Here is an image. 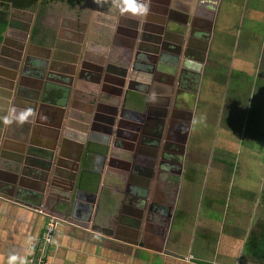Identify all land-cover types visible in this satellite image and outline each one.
I'll list each match as a JSON object with an SVG mask.
<instances>
[{"label": "crops", "instance_id": "1", "mask_svg": "<svg viewBox=\"0 0 264 264\" xmlns=\"http://www.w3.org/2000/svg\"><path fill=\"white\" fill-rule=\"evenodd\" d=\"M251 2L256 3L250 8L247 18L264 19V0L248 3L240 0L239 3L245 8ZM220 4L226 6L222 2ZM229 7L226 15L216 21L208 33L201 29L200 21L194 19L193 25L188 23L181 60L173 68L174 72L168 69L172 67L165 62L167 50H158L156 55L147 50H136V45L146 42L139 36L134 39L131 35L128 22L134 18L127 15L115 18L114 25L109 26L111 39L103 34L93 40L79 42L83 50H77V73H86L87 80L85 77L78 80L79 84L74 86L64 106L62 103L65 100L56 97H52L49 103L31 99L33 114L25 123H0V264H7V256L11 252L25 257L27 264L40 246L46 224L51 219L55 223L48 247V264H261L256 256L264 252L259 251L264 248V117L260 114L255 120V127H249L246 110L251 105L256 110L264 108V50L262 45L259 47V42L247 38L245 45L250 43L253 46L244 47L239 53L228 52L229 48L234 45L237 48L239 44L233 40L236 34L229 25ZM176 11L186 14L185 10ZM166 15L161 17L163 22ZM189 15L193 18L197 15L194 5L187 11L188 18ZM223 19L226 26L220 29ZM140 21L143 22L144 18ZM184 21L188 22V19ZM238 28L240 32L242 26ZM249 32L252 33L250 29ZM231 34H234L233 37ZM206 36L207 39H204ZM59 40L66 41L62 32ZM244 41H241L243 45ZM146 45L154 48L155 44ZM52 51L54 58L67 54L66 50ZM48 52L36 50L31 55L44 62L54 61L48 57ZM142 53L157 56L155 73L162 81L153 84L163 89L172 83L171 93L169 90H156V86L150 84L149 75L152 72H142L147 68L141 67L143 70L139 75L130 72L136 57ZM200 53L204 55L201 64L195 58L187 61L185 56ZM220 54L227 60L225 65L229 63V68L236 70L234 76L231 74L233 70H229L227 80L239 81L236 86L241 89H234L233 94L242 97L227 101L226 80L224 88H219L223 89L221 100L217 101L219 111L208 108L201 112L205 120L210 113L224 115L221 119L224 118L222 120L226 124L222 127L225 132L220 136L222 140L218 146H223L224 153H229L232 148L236 150L231 159L219 158L214 162L212 154L210 157L207 153L206 157H199V152L194 154L189 140L199 141L198 129L203 130L195 123L200 113V88L208 63H213ZM237 54L238 57H235ZM6 57L0 52V114L13 107L6 98L7 92L14 95L18 87L30 85L33 86L28 87L30 90L39 92L41 89L37 88V83L41 86L47 82L45 74H51L48 63L44 65L47 69L23 62L14 69L13 64L2 62L10 59ZM82 63L89 68H82ZM24 65L30 76L21 74ZM125 70L126 77L123 76ZM184 70H189L187 82L192 81L191 71L200 72L197 91L191 93L187 85H179L180 74L183 75ZM218 86L220 84H216L215 80L208 82V101L212 98L215 103L214 98L218 94L215 87ZM85 91L95 94L99 101L94 96L86 100L84 95L88 93H83ZM177 91L180 97H187L183 99L186 103L190 101V95H195L191 111L180 101L177 108L174 107ZM167 96L171 99L169 107L163 102H156L157 98L163 100ZM236 100L240 103L230 108ZM106 107H111V110L114 107L110 116L112 125L104 124L109 128L105 133L103 129L89 131V125L83 122L85 118L107 115ZM152 109L165 111L161 117L165 118L162 138L155 137L159 140L158 145L149 142L155 132L151 128L160 119L159 114L155 112L156 116L151 112ZM189 112L190 129L184 149L185 152L190 151L191 156L174 173L178 164L175 165L174 160L162 159L168 152L163 147L165 135L168 125L172 126L171 121L175 123L180 114ZM247 142L250 151L244 152L242 160H238L242 145L246 146ZM107 150L108 154L103 156L102 153ZM152 151L156 152L157 175L149 178L144 170L148 167L147 160ZM3 155L7 158H1ZM8 158L10 161H7ZM46 168L49 172H45ZM36 174L42 177L47 174L48 177L43 182ZM170 177L179 180L175 195L176 210L166 236L161 238L154 231L150 217H147V207L142 205L144 200L148 204L162 202L160 194L165 195L166 192L161 189ZM210 178L213 184L209 187ZM51 180L56 182L57 187L53 188L58 193L48 197L51 189L48 182ZM147 182L150 187L142 198L140 192L146 189L144 184ZM43 185H46L45 192L39 191ZM205 189L209 191L206 199ZM215 201L219 203L218 208ZM246 249L256 255H249Z\"/></svg>", "mask_w": 264, "mask_h": 264}, {"label": "flooded vegetation", "instance_id": "2", "mask_svg": "<svg viewBox=\"0 0 264 264\" xmlns=\"http://www.w3.org/2000/svg\"><path fill=\"white\" fill-rule=\"evenodd\" d=\"M93 5H95L97 0H92ZM100 1L99 6H105L109 8L113 14L109 13L107 11V14H101L94 11H88V14L85 15L86 10H83L80 12V15L76 17V21L72 23L67 17H61L60 20L57 22L56 15L49 13L50 17H54L53 22L49 21V16L44 17L43 14H40V2L37 3V6L32 10H14L10 9V21L14 22L16 26H8L3 34L2 41L0 43V52H2L3 55L7 56L10 59L2 60V62L5 63H11L13 64V68L19 67V63L28 65L33 64L35 66L38 63L37 57H33L31 53H34L36 50H48V57L51 58L54 54L52 50H83L79 42L82 41H88L93 40L97 35H103L105 34L110 35L109 32H111V27L114 25V19L117 17L121 18L124 15H120L112 6V0H109L111 3L106 2L107 0H98ZM228 3H226V6L233 4V1L235 3L240 2V0H226ZM82 0H80V3H78L75 6H71L68 4L65 0H57V1H51L47 3L46 9L49 10L51 8H60L61 4H65L68 9L76 8L79 12L78 8L82 5ZM106 2V3H105ZM221 0H150V11L146 18H144V21L141 22V18H135L129 20V27L132 29V32L134 33V36L137 38L141 35L144 36L146 44L153 43L155 44L153 47L154 50H149L148 46L144 43H140L143 45H136V50H143L148 51L149 53H153L154 55L157 54L158 50H167V58L165 59V62L169 63L170 67L168 68L171 72H174L173 68H176L179 61L181 60V47L183 45V42L180 41V36L182 32V28L188 29L187 25L188 23L190 25L194 24L195 21H200L201 29L204 31L210 32L212 28L215 26V22L219 19H222L224 15H226L227 10H225V7H223L221 4ZM58 4V5H57ZM196 7V16L194 18L190 16L187 17V11L190 10L191 6ZM98 7V5H96ZM162 6H165L166 8H163ZM171 6H175L174 8H171ZM45 9V10H46ZM174 9V10H173ZM56 10V9H54ZM60 10V9H59ZM98 10V9H97ZM176 10H185L186 14L179 13ZM34 11L32 13V16H27V12ZM18 12V14H17ZM23 12L24 14H20ZM105 12V10H104ZM79 14V13H78ZM96 14V15H93ZM167 14L166 18H164V22L162 20V15ZM188 19L187 21H184ZM232 15H230L231 18ZM159 20V22L154 23L150 20ZM80 20V23H79ZM133 20H136L133 22ZM172 20L180 21L181 23H175ZM126 21V20H125ZM183 21V22H182ZM187 22V23H185ZM106 25V26H105ZM61 32L63 36L66 38V41L60 42L59 37H61ZM140 32V33H139ZM206 33V34H207ZM139 34V35H138ZM183 34V33H182ZM182 37V36H181ZM208 36H206L204 39H207ZM134 38V39H136ZM56 40H58L56 42ZM184 41V40H183ZM90 43V42H89ZM92 44V43H90ZM89 44V45H90ZM88 45V44H87ZM201 44L200 46H202ZM150 46V45H149ZM86 47H84L85 49ZM180 49V50H179ZM149 53H142L136 57V60L134 62L133 68L130 70L131 73L134 75L142 74V72H146L145 70H148L150 73L149 77L152 81L150 84L153 86H156V90H169V93H171V87H172V79H170L168 82L171 86H167L162 89H158L157 84H153L156 82H161L160 76L155 73L154 65L156 62H158L157 56L150 55ZM187 61H190L191 58H195L199 61V63H203L204 60L203 54H196L195 56H191L190 54H186ZM6 57V58H7ZM9 60V61H8ZM83 60V59H82ZM160 61H162V57L159 58ZM11 61V62H10ZM43 61V60H40ZM48 62V68L52 67L53 63ZM70 64V63H69ZM160 65H162L161 62H159ZM25 65L23 67L24 72L28 71L25 68ZM71 65V64H70ZM77 66V65H76ZM89 68L86 67L82 63V68ZM70 70H72V67H69ZM167 69V70H168ZM78 68H76V71ZM200 72L203 71V69L199 66ZM187 73L189 70L186 71ZM200 72L191 71L192 74V81L189 80L187 82V77H184V75L180 74V80H184L183 82L179 81V85L188 86L193 93L194 91H197V81L200 80ZM155 73V74H154ZM84 77L87 76L86 73H83ZM132 74V76H133ZM182 75V76H181ZM197 76V77H196ZM166 81V80H163ZM46 82H43V84L40 86V83H37V88H40L42 91L43 87L45 86ZM66 86V85H65ZM152 86V87H153ZM28 87H33L32 85ZM26 86H20L15 90L14 94V101L11 102L13 106H15L18 110L25 109L24 107L30 106L29 104L32 103L30 100L34 99V94L37 92V90H30ZM68 87V86H66ZM132 87V86H131ZM31 91V92H30ZM20 95V96H18ZM195 95H190L189 102L186 103L183 101V99H187V97L179 95L177 91L176 96V103H174V107L177 108L179 101L184 103V106H186L187 109L192 110V104L194 106V98ZM52 100V99H51ZM156 102H163L166 106H170L171 99L170 97H165L163 100L162 98H157ZM151 112L155 114H159L160 119L159 121L154 122L152 129L155 131L153 139L149 142L152 145H158L159 140H156V138H162V132L161 129L164 126V119L163 114L165 111H155L154 109L151 110ZM157 116V115H156ZM179 116V115H178ZM182 118V119H181ZM190 112L181 115L178 120L171 121V125H168L167 132L165 135V143L163 147L168 150L167 153L164 154L163 158L164 161H175V165L178 164L174 170V173L176 171L178 172L181 168V164L188 160V158L191 156V153L189 151L184 149V142L186 140L187 133L190 129ZM153 121V120H152ZM18 127V126H17ZM156 137V138H155ZM122 143V142H120ZM151 154L150 158L147 160V168H145V173L148 175L149 178L155 177L157 175V171H155V166L157 162L156 152H150ZM173 170V169H171ZM170 180H167L165 183V187L161 190H164L166 193L163 195L161 193L160 195L163 196L161 201L153 202L152 204H148L145 200L143 201V207L146 208L147 217H150V221H152V226L154 227V231L156 233L161 235V238H164L166 236V232L169 229V223L172 220V214L176 210L175 206V195L177 193L179 180H176V177H170ZM146 189H149L150 183L147 182V184H144ZM91 195V194H89ZM88 195V196H89ZM90 197V196H89ZM145 203V204H144ZM148 205V206H146ZM55 223V222H54ZM168 251H166V255Z\"/></svg>", "mask_w": 264, "mask_h": 264}, {"label": "rangeland", "instance_id": "3", "mask_svg": "<svg viewBox=\"0 0 264 264\" xmlns=\"http://www.w3.org/2000/svg\"><path fill=\"white\" fill-rule=\"evenodd\" d=\"M82 5L78 8L79 12L77 11L76 8L73 9H68L67 6L65 4H61L60 8H51L49 10H45L42 14L44 15V17L49 16L51 14H55L56 20L55 21H59L60 18L63 17H67L70 21H72V23H74V21H76V17L80 15V12L83 10H86L85 15L88 14V11H92L94 9L95 12L97 13H101V14H107L106 12L109 11V13L113 14L114 12H112L111 10H109V8L105 7V6H99L98 3H100V1H96L95 5H93V1L92 0H82ZM105 1V0H104ZM248 3V1L251 0H244V2ZM254 1V0H252ZM106 2L111 3L109 0H107ZM105 2V3H106ZM221 2L225 5L226 3H228V1L226 0H221ZM243 3V2H242ZM256 2H251V4L249 3L245 8L243 7L244 5H242L241 3H235V1H233V4H230L228 6L230 13H231V19H229V25H231L232 30H234V34H236L234 37V34H231V37H233V40H235V43L237 44V42H239V44H237V48L234 45V47L229 48L228 52L234 51L235 53H239V50H244L246 48H249L250 46H253V44H247L245 45V42H247V38H253V40L257 41V43L259 42V47L261 48L262 45V50H264V19H261L260 21L258 20H254V17H249L247 18V15L251 13L250 8L253 7L255 5ZM58 5V4H57ZM98 5V7L96 6ZM232 5V6H231ZM251 5V6H250ZM228 6H225V10H227ZM249 7V8H248ZM56 9V10H54ZM60 9V10H59ZM98 9V10H97ZM115 9V8H114ZM243 9V11H242ZM105 10V12H104ZM32 13H34V11H29L25 14H27V16H32ZM79 13V14H78ZM229 13V12H228ZM24 14V13H22ZM242 14V15H240ZM246 14V15H245ZM96 15V14H93ZM54 17H50L49 16V21L53 22ZM80 23V20H79ZM226 26V21L225 19H223L219 25V28H224ZM238 26H242V30L239 32V28ZM249 29L252 31V33L249 32ZM219 39V38H218ZM244 41V45L243 42H241L242 40ZM255 41L254 44H255ZM231 41L229 42L230 45ZM243 46V47H242ZM237 49V50H235ZM218 56V55H217ZM215 57V61H213V63H208L207 66V70L206 73L204 75V79H203V84L200 88V98H199V118H197V122L195 121V123H198L199 126H202V129H198V136H200L199 141L193 138H190L189 140V147L190 149H194V154L195 152H199V157H206V153L208 154V156L210 157V155L212 154L213 156H211L214 160V162L219 159V158H224V159H231L232 156H234L236 154V150L235 148H232L229 150V153H224L222 152L223 146L220 147L218 146L219 144L221 145V140L222 137H220L221 135L224 134L225 130H223V126H225L226 124L223 123L224 118L221 119V117L224 115L222 114V116L218 115L217 112H215L214 114L210 113V116H208V118H206V120L203 118V116H201V112L205 109L211 108V109H215L217 111H219L218 108V102H220V98L223 95V89H219V88H224L223 85L225 84L226 80L229 78L228 73L229 70H233L232 71V76L235 75L236 70L234 68H229V63H226L227 60H224V56H222L220 54V57ZM228 58L230 57V54L227 56ZM235 57H238V54L235 55ZM219 60V61H217ZM220 62V63H219ZM232 78V77H231ZM209 80V81H207ZM215 80L216 84H220V87H215V91L216 94L215 95V103L212 102V98L210 101H208V91H207V87H208V82H213ZM227 86H226V94L227 96V101H232L235 100L237 98H239L241 95H237V93L233 94V90L234 89H241V88H237L236 85H238V80H227ZM247 82V81H246ZM209 91H211L209 89ZM242 97V96H241ZM240 97V99H241ZM218 101V102H217ZM237 102L232 103L230 108H234L235 106H237V103L239 104L240 102H238L239 100H236ZM228 103V102H227ZM230 104V103H229ZM213 113V112H212ZM220 117V118H219ZM199 120V121H198ZM253 140V139H252ZM245 142V141H244ZM254 145V142H251ZM230 143H227L226 145H228ZM219 147V148H218ZM231 148V147H230ZM227 149V148H226ZM248 151H250V145L247 142L246 146L242 145V150L240 155L238 156V160H242L241 155L245 152L247 153ZM190 152V151H189ZM191 153V152H190ZM201 153L203 155H201ZM233 155H232V154ZM195 156V155H194ZM240 179H237V182ZM213 184V180L210 178L209 182H208V186L210 187ZM237 184V183H236ZM206 191H204V198L206 199V197L209 194V191H207V189H205ZM222 190V189H220ZM204 199V200H205ZM216 204V208H218L217 204L219 205V203L217 201H215ZM257 240L260 241V239L257 237ZM260 252L264 251V248L259 250ZM249 255L253 254L254 256L256 255V253H252L250 252V249H246V251ZM264 252L261 256H259L257 254L256 259L257 261L260 260L261 264H264Z\"/></svg>", "mask_w": 264, "mask_h": 264}, {"label": "water", "instance_id": "4", "mask_svg": "<svg viewBox=\"0 0 264 264\" xmlns=\"http://www.w3.org/2000/svg\"><path fill=\"white\" fill-rule=\"evenodd\" d=\"M134 21H136V20H133V22ZM150 21L154 22V23L159 22V20H156V19L150 20ZM186 32H187L186 29L182 28V32H181V36L182 37L180 36L181 43L183 42V40L185 38ZM131 33H132L131 35L133 36V38H136L134 36L135 32H131ZM140 37L143 40H145L143 35H141ZM105 38L111 39V33H110V35L105 34ZM57 41L58 40H56V42ZM139 45H143V44H139ZM148 49L154 50L155 48L148 47ZM66 53L67 54H63V56H61V57L57 56L55 58L54 57L51 58L52 60H54V61H51L52 63L54 62L52 64L53 66L48 68V70L51 71V74H50V72L49 73L47 72L48 74L46 73L45 74L46 76L43 75V77L45 76V79L47 80V82L45 83V86L43 87L41 92L40 91L39 92H35V94H34V96H35L34 99L35 100H38V101L43 102V103H49V102H52V100H51L52 97H54V98L56 97V98L65 100V102L62 103V105L64 106L66 101H67V99H69L70 93L71 94L73 93L74 86H77L79 84L78 80H80L81 77H84V74L82 72H79V74H78L77 71H76V68H77L76 65L78 64V55H77L78 51L77 50H66ZM203 57H204V55H203ZM40 60H38V63L36 64V67L39 68V69L40 68L41 69L42 68L47 69V67H45L44 65H45V63L47 64L48 62L47 61L44 62V60L43 61H40ZM69 62L71 63V65L68 64ZM126 65H128V64L126 63ZM70 66L72 67V70L69 69ZM53 71H55L56 73H54ZM186 71L187 70L183 71L184 77H187L186 76V74H187ZM126 72H127V70H125V72H124L125 73V75H123L124 77H126V75H127ZM21 74H23V76H30L27 72H24V71H22ZM42 74L43 73L41 71V75ZM65 74H68V76L65 75ZM32 75H34V74H32ZM85 79L87 80L86 77H85ZM179 81L181 82V80H179ZM65 85L68 86V87H66ZM180 86H182V85H180ZM83 93H85V94L88 93V94L84 95V96H86V100H88L89 97L94 96L95 100L99 101L98 97L95 96V94H93L91 92H88V91H85ZM83 93H82V96H83ZM18 96H20V95H18ZM13 97H14V95L12 94V92L11 93L10 92L6 93V98L10 102L14 101ZM24 108H31L32 109L31 106H27V107H24ZM106 108H107L106 111L108 112L107 115H103L102 114V115L99 116V118H98V115H96V117L93 115L90 118L87 116L86 117L87 119L84 117L85 121H83V122L87 123V125H89V128H88L89 131H96L98 129H103V132L105 133L107 131V129H109V128H108L107 125L105 126L104 124L112 125L111 124L112 118H110V116L112 114V110H113L114 107L112 108V110H111V107L110 108L106 107ZM109 111H111V112H109ZM88 114H90V112H88ZM107 154H108V150H107V152L102 153L103 156H106ZM1 158H7V157L5 155H3ZM7 161H10V159L8 158ZM11 161H14L15 163L21 162L20 160H11ZM45 172H49V168H46ZM36 176L42 181L45 180L44 178L48 177L47 174H45L44 177H42L41 174H36ZM54 183H56V182H54V180H51L50 183L48 182V184H51V189H50V192H48L49 193L48 197L57 196L58 191H55V188H53V186L57 187V185H55ZM45 188H46V185H43V188H39V191L45 192ZM53 193L56 194V195H53ZM147 193H148V189H145V190L140 192V195L142 196V198H145ZM39 197H41V196L39 195Z\"/></svg>", "mask_w": 264, "mask_h": 264}, {"label": "clouds", "instance_id": "5", "mask_svg": "<svg viewBox=\"0 0 264 264\" xmlns=\"http://www.w3.org/2000/svg\"><path fill=\"white\" fill-rule=\"evenodd\" d=\"M112 6L120 15L130 18H146L150 11V0H112ZM33 114L31 108L17 110L15 106L7 108L4 114H0V123L11 125L23 124ZM7 264H26L25 257L11 252L7 256Z\"/></svg>", "mask_w": 264, "mask_h": 264}, {"label": "trees", "instance_id": "6", "mask_svg": "<svg viewBox=\"0 0 264 264\" xmlns=\"http://www.w3.org/2000/svg\"><path fill=\"white\" fill-rule=\"evenodd\" d=\"M57 0H0V43L3 38V34L8 26H16V24L10 21V9L14 10H32L37 6V3L40 2V14H42L47 3ZM71 6H75L80 3V0H65ZM247 113L246 124L249 127H255V120L260 115L263 114L264 117V108L261 109L258 107V110L255 109L254 105H251ZM263 111V112H262ZM262 112V113H261Z\"/></svg>", "mask_w": 264, "mask_h": 264}, {"label": "built area", "instance_id": "7", "mask_svg": "<svg viewBox=\"0 0 264 264\" xmlns=\"http://www.w3.org/2000/svg\"><path fill=\"white\" fill-rule=\"evenodd\" d=\"M54 228V220H50L46 224V232L42 237V241L40 246L38 247L34 256H32L27 264H48L47 256H48V247L52 239V232Z\"/></svg>", "mask_w": 264, "mask_h": 264}]
</instances>
